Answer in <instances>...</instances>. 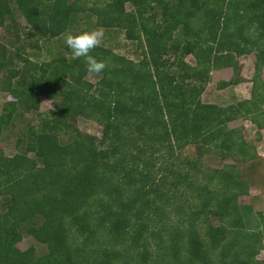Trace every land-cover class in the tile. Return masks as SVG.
Listing matches in <instances>:
<instances>
[{
    "label": "trees",
    "instance_id": "obj_1",
    "mask_svg": "<svg viewBox=\"0 0 264 264\" xmlns=\"http://www.w3.org/2000/svg\"><path fill=\"white\" fill-rule=\"evenodd\" d=\"M7 23L19 44L0 47V90L11 98L0 136L22 115L36 118L13 156L0 150V264H148L152 243L154 264H264V220L238 202L249 183L237 163L257 154L229 127L264 129V0H0ZM83 23L122 31L141 58L100 46L91 54L108 67L86 81L84 59L60 43ZM52 41L61 49L37 60ZM252 53L249 100L201 102L213 70L235 74V57ZM42 97L58 107L40 112ZM79 116L102 127L99 140L79 132ZM188 145L196 158L183 159ZM207 153L235 161L208 171ZM24 235L47 251L20 250Z\"/></svg>",
    "mask_w": 264,
    "mask_h": 264
},
{
    "label": "rangeland",
    "instance_id": "obj_2",
    "mask_svg": "<svg viewBox=\"0 0 264 264\" xmlns=\"http://www.w3.org/2000/svg\"><path fill=\"white\" fill-rule=\"evenodd\" d=\"M104 2L106 0H99ZM125 8L130 10L132 7L130 4H126ZM16 17V25L19 29H22L25 26V22L22 17L15 13ZM94 19V18H92ZM96 27L90 26L88 24H80L78 28H75L71 31L73 34H78L84 31H90L95 29ZM105 33L104 41L101 46L110 48L114 53L124 56L127 59L132 61H138L141 58V49L137 47L135 42L130 40H126L124 38L123 32L113 31L108 29H103ZM15 28L7 23L6 27L0 28V47L8 45L9 48H15L19 42L16 41L15 37ZM67 34V33H66ZM64 34L60 38V43L65 44V36ZM52 43V44H51ZM49 44L40 43V50L38 53L37 60L39 61H48L50 59L49 51L55 53V51L61 47H56L57 44L55 42H51ZM24 50L29 53L31 49H29L28 44H24ZM245 55V56H244ZM240 56H236L235 60L237 61V71L235 72V76L238 78L245 80L248 84V89L251 87V79L253 78L254 72V54H244ZM166 60L172 61V56L165 57ZM185 61L194 65L195 60L192 56H187ZM234 77L233 70L231 68H225L224 70H213L211 72V79L208 84L205 86L204 91L201 94V102L206 104H218L220 106H227L229 104V91L233 89H227V91H221L218 88V83L221 81H228ZM261 78L264 82V68L261 70ZM99 79V75L87 74L86 81L90 83H95ZM11 100L7 93L0 90V114L2 112V108L5 102ZM52 104V109H56L58 107V101H51L45 97L41 98L40 104V112H46L50 110V105ZM264 108V107H263ZM34 113H26L22 115L21 118H18L15 121L14 126L5 130V132L0 136V150L3 153L11 157L18 150L16 148V140L21 131L26 129L27 124L35 121ZM75 126L82 134H88L90 136L95 137L96 139H100L102 135V127L97 124L95 121L79 116L74 122ZM230 128L239 127L242 128V137L248 141L253 148H255V153L257 157L253 159L250 163L247 164H238L241 169V173L243 178L249 183V193L247 196L240 197L238 202L241 205L251 206L253 212L258 216L261 215V218L264 220V129H258L256 126H253L247 120H237L229 124ZM197 149L195 145H188L183 149L182 157L185 159L188 157L189 159H194L197 157ZM203 163L206 165V170L211 171L213 169L221 168L224 164H230L233 160L229 158L227 160L222 161L217 154L207 153L203 159ZM217 219H214V224H218ZM33 246L35 248V252L37 255H41L47 251L45 245L36 242L31 236L24 235L22 240L17 244V247L20 250H26L28 247ZM155 246L152 243L151 253L154 255ZM153 255H151V260L148 264H154ZM258 259L264 260V252H261L258 256Z\"/></svg>",
    "mask_w": 264,
    "mask_h": 264
},
{
    "label": "clouds",
    "instance_id": "obj_3",
    "mask_svg": "<svg viewBox=\"0 0 264 264\" xmlns=\"http://www.w3.org/2000/svg\"><path fill=\"white\" fill-rule=\"evenodd\" d=\"M104 37L103 28H95L78 34L68 32L65 36V45L70 50L72 59L83 58L89 74L98 76L108 67L107 61L98 60L91 54L94 49L102 45ZM50 108L52 109V104Z\"/></svg>",
    "mask_w": 264,
    "mask_h": 264
},
{
    "label": "crops",
    "instance_id": "obj_4",
    "mask_svg": "<svg viewBox=\"0 0 264 264\" xmlns=\"http://www.w3.org/2000/svg\"><path fill=\"white\" fill-rule=\"evenodd\" d=\"M245 56V55H244ZM220 70H224V69H220ZM218 70V71H220ZM254 74V72H253ZM236 74H234V77H232V79H236V82L233 83L230 86H227L226 88H221L219 90L221 91H227V89H233L229 91L230 93V97H229V104H236L237 102H241V101H245V100H249L251 97V90H252V79H251V87L248 89L247 85L248 84L245 80L241 79L240 77H236ZM231 80V79H230ZM229 81V80H228ZM218 105V104H215ZM220 106V105H218ZM249 121V120H247ZM249 123H251L249 121ZM252 124V123H251ZM253 126H255L254 124H252Z\"/></svg>",
    "mask_w": 264,
    "mask_h": 264
}]
</instances>
